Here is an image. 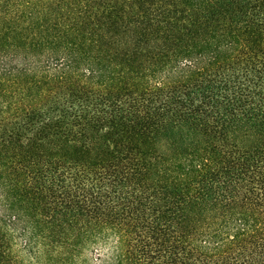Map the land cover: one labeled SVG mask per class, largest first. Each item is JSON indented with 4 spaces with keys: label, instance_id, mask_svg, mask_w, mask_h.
I'll return each mask as SVG.
<instances>
[{
    "label": "trees",
    "instance_id": "16d2710c",
    "mask_svg": "<svg viewBox=\"0 0 264 264\" xmlns=\"http://www.w3.org/2000/svg\"><path fill=\"white\" fill-rule=\"evenodd\" d=\"M0 264H264V0H0Z\"/></svg>",
    "mask_w": 264,
    "mask_h": 264
}]
</instances>
